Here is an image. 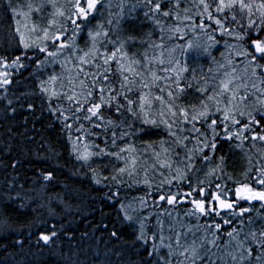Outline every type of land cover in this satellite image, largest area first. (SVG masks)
<instances>
[{"label":"snow or ice","instance_id":"1","mask_svg":"<svg viewBox=\"0 0 264 264\" xmlns=\"http://www.w3.org/2000/svg\"><path fill=\"white\" fill-rule=\"evenodd\" d=\"M0 6V243L22 216L55 244L95 193L109 250L94 264H264V0ZM54 132L87 192L26 169L59 161Z\"/></svg>","mask_w":264,"mask_h":264},{"label":"trees","instance_id":"2","mask_svg":"<svg viewBox=\"0 0 264 264\" xmlns=\"http://www.w3.org/2000/svg\"><path fill=\"white\" fill-rule=\"evenodd\" d=\"M9 17L10 13L0 10V29L6 30L9 24L14 23ZM214 54L219 59V54ZM204 70L207 71V65H205ZM52 136L59 140L56 146L63 153L59 161L55 157L48 160L34 159L31 162H26V169L28 171L41 169L53 171L55 187L51 191L54 193H61L65 185L80 188L81 191L87 192L90 182L83 175V170L79 176L72 175L77 162L68 156L67 146L64 145L59 133L54 132ZM243 167L244 160L239 154L229 162V170L237 177H240ZM135 194L137 193L132 191L128 195L130 197ZM93 195L96 196L94 203L88 199H83L77 205L75 198H73L74 206L66 213L65 219L66 224L69 225L67 235H62L51 246L38 245L36 236L34 234L29 235L28 230L23 226L26 217H18V231L0 243V253H3L4 248H7V252L0 256V259H4L5 264H94L96 254L99 252L102 260L103 253L109 249L101 240L108 241V237L105 233L97 232L96 226L102 219L101 212L107 214V208L101 203L97 194L93 193ZM13 219H17V217L13 215ZM111 226L110 224L109 227ZM0 236L3 234L0 233ZM16 236L25 241L23 248L13 246ZM69 256L71 259H68Z\"/></svg>","mask_w":264,"mask_h":264}]
</instances>
